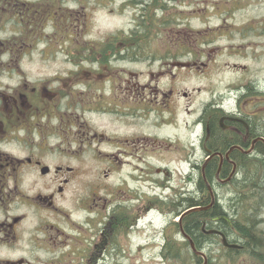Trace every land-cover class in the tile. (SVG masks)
<instances>
[{"label":"flooded vegetation","instance_id":"1","mask_svg":"<svg viewBox=\"0 0 264 264\" xmlns=\"http://www.w3.org/2000/svg\"><path fill=\"white\" fill-rule=\"evenodd\" d=\"M23 9L20 0H0V33L8 17L22 22ZM66 42L70 68L29 82L20 67L24 37L14 46L0 36V264H40L42 253L54 264L65 255L75 257L70 264H104L136 231L146 239L139 251L161 238L158 254L194 264L204 262L198 252L206 264L217 254L264 264L263 245L253 246L232 214L234 193L259 183L250 162L264 159L253 86L237 89L234 107L231 93L202 102L199 87L185 86L188 70L199 76L207 66L193 48L198 40ZM191 208L199 210L184 214ZM246 227L264 237V228Z\"/></svg>","mask_w":264,"mask_h":264},{"label":"rangeland","instance_id":"2","mask_svg":"<svg viewBox=\"0 0 264 264\" xmlns=\"http://www.w3.org/2000/svg\"><path fill=\"white\" fill-rule=\"evenodd\" d=\"M20 2H24L27 8L25 13L23 9L22 22L18 23L8 17L6 28L4 27L6 30H3L0 36L14 41L16 46L18 37L21 38L24 29L33 23L29 19L32 20V17L38 14L40 22L37 23L35 32L32 31L30 34L29 31V39L23 44L25 55L22 54L20 62V67L29 82H33L35 78L53 77V74L57 72L60 74L70 68L65 59L66 41L74 38L97 41L121 40L119 36L122 33L130 34L135 29L139 20L138 10L142 9L141 5L131 0H20ZM54 4L56 7L52 9ZM166 4L168 11L176 16L172 18L173 24L167 28L170 35L173 34L175 36H172L173 39H178L179 35L174 34L178 29L181 39L187 41L184 36L190 32L189 37L192 38L188 40L199 41L193 48L202 51L198 62L207 63L199 76L189 70L186 72L185 86L188 89L199 87L202 102L210 97H216V93H231L232 96H228L227 102L229 106L234 107L237 104L238 93H235L237 89L243 85H251L253 91H256L255 95L261 99L257 107L259 115L264 118V0H170L166 1ZM207 35V38H203ZM7 59L8 57H5L4 61ZM14 77L16 81L17 77ZM2 85H5V82L0 78V87ZM199 96L195 92L191 99L196 102ZM246 109L254 110V107L248 105ZM91 119L95 120L93 122L95 125L105 123L102 117ZM250 167L252 168L251 165ZM99 168L102 170L105 167ZM253 172H250V176L256 175L254 180L258 182V173L256 170ZM262 191L264 195V189ZM239 193L242 192L234 193L235 196L239 195L236 211L232 212L236 216L235 221H240L245 226L249 222L261 235L264 222L261 223L259 217H264V198L261 199L260 193L253 190L244 193L243 198H240ZM66 211L71 214L70 218L74 221L79 222L82 219L81 212H76L70 201L67 202ZM242 213L245 218L241 220ZM153 223L159 227L160 218L155 217ZM144 237L141 231L121 237L119 240L121 251L107 254L103 257L102 263L194 264V257L191 256L168 255L167 258L166 255L158 254L161 238L152 240L154 246L150 249L144 245L146 249L137 250L138 245L146 243ZM157 237H161V234ZM253 237L257 238V242L252 243L253 246L264 247V237L254 235ZM175 242L181 243L178 239ZM129 251L132 253L129 254ZM62 260V264H70L75 261V257L65 255ZM229 260L217 254L212 257L211 262L236 264L235 261ZM55 261V257L42 253L34 262L54 264Z\"/></svg>","mask_w":264,"mask_h":264},{"label":"trees","instance_id":"3","mask_svg":"<svg viewBox=\"0 0 264 264\" xmlns=\"http://www.w3.org/2000/svg\"><path fill=\"white\" fill-rule=\"evenodd\" d=\"M137 5H141L140 10H138L137 16L139 17L138 22H136L135 29L130 32V34H119L121 40H141V39H171L173 38L170 33L168 27H170L173 24L172 18H176L174 14H171V12L168 11V7L166 6V1L170 0H131ZM54 5H52L53 7ZM30 21H35L34 16L32 17V20L29 19ZM29 28L28 30L24 31V37L25 39L28 38V33L29 31L36 30V25L34 23L29 24V27H26V29ZM165 31V32H164ZM190 33L186 34L184 37L185 39H191L192 37H189ZM117 36H114L116 38ZM203 38H207L204 36ZM206 40V39H204ZM250 165L252 168H254L258 173V180L259 183L256 184V189L253 191H257L260 193V198L263 199L264 195L262 194L264 189V159L259 160V162H250ZM253 175L249 176V178H252ZM256 176V175H255ZM253 176V177H255ZM262 185L263 187H260ZM240 198H243V193H239ZM244 217L243 213L240 214V218ZM245 218V217H244ZM242 222L235 221L236 228L241 231V233L248 234V236H253L251 232H249V229L244 225L241 224ZM252 230V229H251ZM250 230V231H251ZM245 235V236H246ZM254 238V237H251ZM252 243L257 242V238L253 239L251 241ZM168 258V255H166ZM165 257V258H166ZM174 258V256H171Z\"/></svg>","mask_w":264,"mask_h":264},{"label":"water","instance_id":"4","mask_svg":"<svg viewBox=\"0 0 264 264\" xmlns=\"http://www.w3.org/2000/svg\"><path fill=\"white\" fill-rule=\"evenodd\" d=\"M195 210H198V209L187 210L186 213H188L189 211H195Z\"/></svg>","mask_w":264,"mask_h":264}]
</instances>
